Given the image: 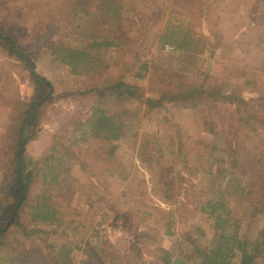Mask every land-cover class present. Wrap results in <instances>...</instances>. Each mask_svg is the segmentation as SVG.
I'll use <instances>...</instances> for the list:
<instances>
[{
    "label": "rangeland",
    "instance_id": "1",
    "mask_svg": "<svg viewBox=\"0 0 264 264\" xmlns=\"http://www.w3.org/2000/svg\"><path fill=\"white\" fill-rule=\"evenodd\" d=\"M110 1L0 0L4 3L0 5L1 18L14 26L23 44L32 50L38 70L53 81L57 93L55 102L43 115L37 137L28 144L31 156L42 158L60 142L71 144L73 149L88 146L84 141L72 143L79 138L76 123L86 120L96 100L82 91L103 86L111 79H123L144 87L146 95L157 96L162 75L169 79L177 76L199 86L215 84L229 94L241 96L247 104H242L240 111L249 124L238 138L243 158L256 144L264 143V0H194L200 11L199 3L203 1L204 18L198 17L197 10L193 11L195 15L190 11L182 13L190 9L192 1L184 4L170 0L161 28L151 35L144 28L155 10L165 8L162 0H132L133 10L128 9V0H122L120 17L103 12ZM82 4H86L88 14ZM118 5L114 1L113 6ZM134 18L140 25L134 24ZM216 31L221 38L214 34ZM142 32L146 34L143 37ZM180 33L191 34L193 44L196 40L194 47L180 49L175 41ZM107 40L120 45L107 46ZM93 42L101 46L95 49ZM166 44L175 50H166ZM80 47L89 49L93 57L85 71L74 73L57 54L65 48ZM31 92L27 71L0 46V134L15 125L12 114ZM246 107L251 110L249 113ZM225 109L236 112L237 107L228 105ZM202 115L201 109L174 104L143 110L130 121L126 135L115 141L120 166L97 177L86 173L78 161L68 159L70 171L65 188L71 189L69 208L61 209L59 234L50 239L73 244L74 264L80 258L87 261L82 238L107 249L105 264H150L158 247L176 248L189 230L204 229V240L211 241L213 219L195 210L193 194L227 187L229 165L220 159L228 156L229 145L226 137L205 130ZM145 136L152 142L151 147L162 150L165 171L155 161L144 159L141 146ZM180 140L191 157L189 164L179 156ZM206 148L210 149L211 169L204 161L205 154L200 155ZM3 165L0 158V179ZM179 172L182 181L174 185L175 204L164 188ZM179 184L183 188H178ZM226 199L232 214L241 221L240 234L254 240L264 227L263 219H254V197L238 194L227 195ZM171 210L176 223L170 236L163 232L168 222L165 214ZM26 217L30 219L29 215ZM71 219L86 220L88 229L81 228L76 234L65 232ZM240 259L238 251L233 260ZM0 264L10 261L0 256Z\"/></svg>",
    "mask_w": 264,
    "mask_h": 264
},
{
    "label": "trees",
    "instance_id": "2",
    "mask_svg": "<svg viewBox=\"0 0 264 264\" xmlns=\"http://www.w3.org/2000/svg\"><path fill=\"white\" fill-rule=\"evenodd\" d=\"M114 1L116 0L107 2V9L102 10L111 16L120 17L122 0H117V8L113 6ZM162 1L165 8L154 11L149 24L144 28L146 34H153L163 24L170 0ZM171 1L184 4L192 1L190 9L188 7L182 13L190 11L189 13L195 15L193 11L197 10V4H194V0ZM3 4L0 2V5ZM199 4L201 11L197 10L198 17L204 18L201 7L203 1ZM82 6L84 13L88 14L86 4ZM127 6L133 10L132 0H128ZM134 19L136 20L133 22L137 25L139 21ZM5 21L0 14V46L27 71L32 92L14 110L12 117L15 125H10L0 134V158L4 161L0 179V256H4L10 264H74L73 244L63 239H50L51 236L59 234L57 226L62 221L59 217L61 209L69 208L67 198L71 189L68 191L65 188L70 171L67 166L68 159L78 161L91 177L103 175L106 171H115L121 164L115 156V141L126 135L130 121L139 117L143 110L164 109L168 104H174L201 109L205 130L215 136L226 137L229 145L228 156L221 157L220 160L229 165V180L224 189L213 187L193 194L197 202L195 210L205 212L213 219L211 241L204 240V229L198 232L189 230L176 248L158 247L150 264H264V227L258 230L252 241L243 237L239 231L241 221L232 214L226 199L227 195H252L255 199L254 219L264 220V143L256 144L244 158L238 143L240 131L249 126L247 118L240 111L241 105L247 104L244 98L235 93L229 94L215 84L205 83L199 86L177 76L169 79L162 75L157 96L146 95L145 88L141 85L123 79H111L103 86L81 92L95 96L96 100L86 120L76 123L79 138L72 143L84 141L88 146L79 147V150L73 149L71 144L60 142L58 146L52 147L50 154L35 158L29 154L28 144L37 137L46 109L55 102L56 88L53 81L38 70L32 50L23 44L15 33L14 26ZM142 34V37L146 35L143 32ZM214 34L222 37L218 32ZM175 41L182 50H189L196 43L195 40L193 44L191 34L183 33ZM104 44L118 46L120 42L107 40ZM92 46L96 49L101 43L93 42ZM63 50V53L62 50L58 51L57 56L62 57L74 73L85 71L87 63L93 57L86 47ZM81 62H85L84 65ZM136 102L138 103L134 105ZM228 105H235L236 112L225 109ZM246 110V113L251 111L247 107ZM146 138L147 136L142 137L141 146L144 159L150 163L155 161L165 171L162 168V150L151 147L152 142ZM207 145L209 146L208 143L205 146ZM177 148L180 158L189 164L191 157L181 140L178 141ZM204 154V161L211 169L210 149L206 148L200 153L202 157ZM178 181H182L180 172L169 179L164 188L168 198L174 200L175 204L177 199L173 198L176 194L174 185ZM181 187L182 184H179L178 188ZM28 215L30 219H27ZM165 215L168 222L163 234L171 236L174 234L172 226L176 223L174 211L171 210ZM85 227L88 229L86 220L71 219L66 224L65 232L71 230L76 234ZM33 240L36 242H32ZM82 241L86 243V264H105L107 249L85 238ZM238 251L241 259L235 262L233 258Z\"/></svg>",
    "mask_w": 264,
    "mask_h": 264
},
{
    "label": "built area",
    "instance_id": "3",
    "mask_svg": "<svg viewBox=\"0 0 264 264\" xmlns=\"http://www.w3.org/2000/svg\"><path fill=\"white\" fill-rule=\"evenodd\" d=\"M165 49H166V50L173 51V50H175V47L172 46L171 44H166V45H165ZM85 262H86L85 258H80L79 260H77V261L75 262V264H86Z\"/></svg>",
    "mask_w": 264,
    "mask_h": 264
}]
</instances>
